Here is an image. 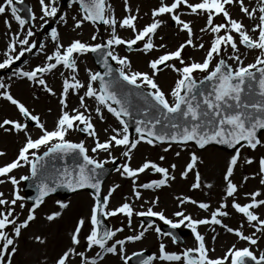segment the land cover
Returning <instances> with one entry per match:
<instances>
[{
    "label": "snow or ice",
    "instance_id": "6c2138e0",
    "mask_svg": "<svg viewBox=\"0 0 264 264\" xmlns=\"http://www.w3.org/2000/svg\"><path fill=\"white\" fill-rule=\"evenodd\" d=\"M22 2L0 0V16H10V19L3 20L9 35L0 56V69L12 70L8 81L0 77V99L14 106L21 118L0 120V130L23 136L22 146L15 158L0 165V184L7 181L12 185L11 198L0 192V264H12L22 230L36 219V210L44 198L60 187L72 192L93 189L94 194L88 217L77 220L69 236V245L55 257L53 264H104L109 256L116 257L121 264H130L133 257L137 258V264H264V251L259 255L252 251L260 238L257 234L264 235V214L258 211L264 208V191L257 189L246 193L247 202H237L239 188L231 179L238 166L241 148L255 151L258 146L264 147L258 137V132L264 130V0H158L157 5L150 10V22L140 28H137L140 9L130 5L129 0H123V15L120 18L116 17L109 0H70L69 6L78 5L79 11V18L71 17L72 27L76 30L85 23L92 25L91 42L73 39L65 45L60 42L57 28L52 27L49 37L53 49L50 53L45 51L43 42L38 44L33 37L36 35L37 19L41 22L40 28H44L58 16L56 0H38L39 17L30 8L28 16L23 17L18 7ZM232 7L237 8L239 19L231 15ZM184 15L205 21L198 33L193 32L192 21L182 18ZM165 16L185 36L175 50H167L165 44L157 45L154 40L165 23L161 17ZM66 17L67 13L59 15L63 25L68 24ZM216 19L222 22L216 23ZM244 20L248 21V25L244 24ZM12 22L17 25L15 32H11ZM97 25L105 26L106 37L97 29ZM118 29L130 31L132 36L122 38ZM206 35L211 39L202 59L186 61L182 55L184 49H204L201 41ZM120 48L145 55L161 49L164 52L147 62L148 71H140L132 69L131 60L127 55L120 54ZM241 48L246 52H257L252 63H244ZM34 49L44 55L41 63L28 70L13 67L25 54H34ZM88 54L96 55V63L102 71L85 69L86 77L81 81L77 75V61ZM60 69L67 70L68 74L60 71L64 78L57 94L49 85L47 77L55 75ZM164 69L177 76L167 94L156 82L158 73ZM196 73L203 74L202 78L197 79ZM13 78L57 97L59 113L51 129L45 127L39 114H34L11 94ZM70 96H75L78 101V107L71 110L68 108ZM87 101H92V111H89ZM105 111L115 119L118 127L106 128L104 131L107 135L101 140L93 124L92 113L103 122ZM29 122L38 131L35 138L28 130ZM130 124H134L135 138L130 137ZM73 131L85 134L92 144L86 146L85 140H69L68 136ZM189 142L198 149L210 144L234 149V154L225 166L224 195L218 206L211 209L208 202L177 196L178 210L172 213L175 219L166 216L163 210H157L158 196L144 201L148 207L141 205L142 210H137L127 198L118 206L109 207L110 197L119 185L111 186L104 195L102 186L105 165L115 164L117 160L112 155L114 149H123L121 155L124 158L115 171L122 178L130 180L132 197L140 200L142 190H159L175 181L177 166L171 163L164 167L145 159L132 167L133 150L145 143L152 147L167 145L163 148L167 152L173 144L184 147ZM101 153L105 154V158H95ZM4 155L0 151V156ZM175 155L179 157L180 152L177 151ZM67 158L73 161L71 166L66 162L61 168L48 166L49 159L66 161ZM158 159L164 161L165 157L161 155ZM198 162L199 157L191 152L179 174L182 180L193 174L190 190L202 187ZM254 162L257 165L256 173L243 176L241 183L258 177L259 184L264 186V156L255 158V161L251 157L243 161L246 165ZM24 167L29 169L28 175H21L19 179L12 175L14 170ZM146 172L155 173L159 178L137 183L140 175ZM28 180L35 182L37 194L21 220L26 197L19 194L17 186L21 181ZM203 187L211 189L213 185L207 183ZM57 204L61 210L67 208L66 203L57 201ZM185 204H191L207 215L193 218L191 214H186L183 208ZM17 206L20 211H17ZM229 208L243 217V222L236 228L223 223L230 215ZM60 216L61 211H54L45 219L52 222ZM115 217H122L126 224L115 228L107 226L105 221ZM133 217L156 218L173 230L184 226L191 230L194 246L170 251L164 242L165 238L172 245L180 243L172 231H162L155 221L139 223L137 229H133ZM244 224L251 227V234H245ZM201 226L213 232L219 226L247 246L237 248L233 244L222 256H212L210 253L215 249L209 247L205 235L198 230ZM125 227L129 234L117 238L118 234L124 233ZM85 228L87 231L81 244V233ZM149 231L157 238V251L146 257L143 250L128 254L127 245L142 241ZM33 239L38 244L45 243L38 235ZM215 239V235L212 236V240Z\"/></svg>",
    "mask_w": 264,
    "mask_h": 264
},
{
    "label": "rangeland",
    "instance_id": "374dc122",
    "mask_svg": "<svg viewBox=\"0 0 264 264\" xmlns=\"http://www.w3.org/2000/svg\"><path fill=\"white\" fill-rule=\"evenodd\" d=\"M157 0H129V4L132 5L134 8L138 7L140 9L139 12V19L137 21H148L150 19V10L155 7L157 5ZM122 6H123V0H114V10L116 13L117 18H120L123 15L122 12ZM64 10H68L69 11V15L70 17L72 16H77V18H79V12L78 10L75 8V6L73 7H64L63 10H61L59 8V12H62ZM231 15L235 18H240L238 10L236 7H232L230 9ZM68 15V16H69ZM4 17V16H3ZM2 17H0V22H3ZM183 19H185L186 21L190 20L192 21V27H193V32L194 33H198V29L200 27H202L205 23V21L202 18H197L195 16H189V15H184ZM216 23H220L222 22L220 19H216L215 21ZM245 25H248V21L244 20L243 21ZM149 23V22H148ZM172 29H174L176 26L174 25V22H170L169 25ZM99 30L102 32L105 30V26H101L98 27ZM137 28H139L138 24H137ZM86 31H85V36L87 38V40L89 42L90 41V36L93 33V28L91 27H85ZM170 29V28H169ZM130 32V31H129ZM122 38H130L132 36L127 34L126 31H123V33L119 34ZM173 35V34H172ZM177 35V34H175ZM173 35V36H175ZM177 37L172 46L174 49L177 47V45H179L180 43L183 42V40L185 39L184 34L181 33V35L175 36ZM211 39L210 36H204L203 40L201 42L204 43V49L201 50H193L192 48H185L182 55L185 58V60H196L199 61L202 59L204 51L208 48L209 44L208 41ZM179 40H181V42H179ZM179 42V44H178ZM194 42H195V37H194ZM171 48V49H173ZM122 51H124L125 53H127V56L129 57V59L131 60V65L133 67V70H140L143 71L144 67H143V63L141 60H139V58H137L135 56V54H137L138 52H126L123 48H121ZM230 51V49H229ZM241 53L244 54V63L248 64V63H252L254 61L255 56L257 55V52L255 51H245L243 48L240 49ZM30 57V55H29ZM146 61V60H145ZM86 63L89 66V69L93 71V68L89 62V60L87 59ZM20 66V62L17 61L15 63V65L13 67H19ZM11 69H0V77L2 75L7 74L8 72H10ZM12 71V70H11ZM196 76V78L203 76V74L201 73H196L194 74ZM167 76V84H165V86H163L165 89L168 88L167 85H171L172 82L174 83V81L177 79V76L175 73L171 72L169 75L167 74H163L162 77ZM35 89V91L38 89L37 87L34 86H30L28 83L26 82H22L19 84H13L11 85V94L14 96V98L19 99L22 103H24L34 114L36 113V108H34V106L32 105V101L31 99H35V96H33V90ZM38 96H40V93L37 94ZM37 95H36V103L38 102L37 99ZM41 98L43 99V102H45L44 106H39V110H41V113L44 115V119L45 120H56L57 118V114L52 111V106H58L57 104V100L53 97V96H49L47 94L42 95ZM5 103V104H4ZM35 103V106H36ZM31 104V105H30ZM0 115H1V119L2 117L5 118H9V119H21L19 117V114L17 112V110L15 109L14 106L10 105L8 102L4 101L3 99H0ZM68 105L70 107H73L75 105V103L73 102V100L69 97L68 100ZM50 110V111H49ZM52 111V112H51ZM28 129L30 134L33 135V137L35 138V136L38 134V131L36 129H34L33 125H29L28 124ZM106 137V135H102L101 140H104ZM262 143H264V140L262 139ZM4 145V141H0V147H2ZM174 145V144H173ZM171 148H169V150L167 152L163 151L164 147L163 145L158 146V148H160V150L155 149H151V146H147V145H143L140 148L138 147L135 152L132 154V161L133 165L136 167L139 164H141L145 159L147 160H151L154 162H157L158 164H160L161 166L167 167L169 164L171 163H175L176 164V171H175V175H176V180L170 182L169 186L164 187L162 189L159 190H142V197L140 200H134V198L132 197V185L131 182L129 181H124V184L117 190V192L115 193L118 199L116 201V205L120 204L125 198H127L129 201L133 202V206L137 209V210H142L141 209V205H143L144 208L148 207V204H145L144 201L148 200L150 201L154 196H158L159 197V208L160 209H164L165 211L168 212H172V211H176L177 209V201L175 199V197L180 196V197H184V196H188L191 197L192 199L197 200L198 202H208L211 205V209H214L216 206H218L219 202L221 201L222 196L224 195V187H225V182L223 180V175L225 172V165H224V169L221 172L220 178L218 179L217 182H215L213 184V187L211 189L208 188H204L203 185L201 187V189H197V190H190V185L193 182V174H189V176L187 177V179H180V172L183 169L185 163L188 161L189 159V152H187V150L185 151H179L180 155L179 157H177L175 155V153L177 151H174V148L176 146H173ZM194 149V148H193ZM221 149L218 147H208L205 150H194L196 155L199 157V162L197 165V170L200 172L201 175V181L202 179L204 180V176L208 177V175H205V168L209 163L213 162V156L215 155L214 152H218L217 150ZM223 151L226 152V161L229 160L230 156L232 154H234V151L230 152L227 151L225 149H221ZM163 155L165 157L164 161H159V156ZM259 156H264V147H258L255 151L250 150L248 148H241L240 149V157H239V162H238V166L235 168L234 170V175L231 177V179L233 180L234 183H236L238 185L239 191L236 195V199L237 202L240 203H245L247 202V198L245 197L246 193H250L252 191H255L257 189L264 191V186H261L259 184V178H251L249 180H247L244 183H241L243 176H253L256 171H257V165L254 162L252 165H246L243 163V161L245 160V158L251 157L254 159L259 157ZM12 158V157H11ZM11 158H9L8 160H10ZM123 159L121 160V163H123ZM226 163V162H225ZM27 172V167L21 168L15 172L12 173V175H15L17 177V179H19V177L23 174H25ZM159 178L157 174L155 173H151V172H146L144 174H141L137 183H144V182H148L151 179H156ZM216 178V176H215ZM128 183V184H127ZM207 184V183H206ZM0 189L4 192L6 191H11L12 192V185L10 183H8L7 181L3 184H0ZM73 195H70L66 198H62V200H66L68 198L71 197L72 204L69 206L68 210L64 211V209H62V214L60 217H58L56 220L52 221V222H48L47 226L45 229L37 230L34 228H36L38 226V224L40 223L41 217H42V212L44 211H49L51 208L47 207L46 205L45 207L41 206V210L39 211V217L36 216V219L34 220V222L32 224L29 225V227L27 229L22 230L21 236L19 237L18 241H17V245H18V250L17 253L15 255H13L12 257V264H47L49 262V260H51L50 264L52 263V261L55 259V257H57V255L62 252L64 250V248H66L65 246L67 244H69V234L71 232V230L73 231L76 222L78 219H76V216L79 215L80 212H82V209H79V206L76 205V203L78 204V201H76V203L74 202V199L72 198ZM56 201H58V199H56ZM114 201L113 197L110 199V203ZM109 203V205H110ZM191 205V204H188ZM29 207H26V209H28ZM184 210L186 213H190L193 218H203L204 216L207 215V213L201 211L199 212L198 216L194 215V212L192 211V208H190L189 206L185 205L183 206ZM59 208L56 209H52L53 211H58ZM210 209V210H211ZM61 210V209H60ZM230 215L228 218H225L223 223H225L226 225L236 228L238 227L242 222H243V217L240 214L235 213L232 209H228ZM260 214H264V208L259 209L258 210ZM37 214V213H35ZM46 215V213H45ZM79 218V217H78ZM114 224L112 226V228L115 227H119L122 226L124 224H126V221L122 218L119 217L118 222L117 221H113ZM155 222L160 226V224H162V222L158 221L155 219ZM139 223H145L141 217H133L132 219V226L133 229H137V225ZM74 226V227H73ZM111 226V224H110ZM180 231L183 233V243H179L178 245H172L170 240L168 238L164 239L165 244L168 247V250L170 251H177L180 249H183L185 246L187 247H193L194 246V239H190V235H191V230L182 226L181 228H179ZM198 230L201 232V234L205 235V239L206 242L208 243L209 247H213L215 249L214 252L210 253V255L215 256V257H219L222 256L225 251L231 247L233 244L236 245L237 248H242L247 246V244L243 241L238 240L234 235L227 233L225 230L221 229L219 226H217L215 228V232H213L210 228L205 227V226H201L198 228ZM85 231H87V228H85ZM243 231L245 232V234H251L252 229L249 225L244 224L243 225ZM34 232V233H33ZM32 233V236L30 235ZM129 234V230L125 227V231L124 233L118 234L117 238H121L123 235H127ZM40 236L42 239L45 240L44 244H38L35 242V240L33 239L35 236ZM216 237V239L213 241L212 240V236ZM258 243L256 246L252 247V251H254V253H256L257 255H259L260 252L264 251V235H260ZM49 238V239H48ZM37 245L39 247V252L38 254H35L33 251H35L34 246ZM157 245H158V241L156 236L149 231L146 234V237L140 241V242H136L134 244H129L127 245V253L131 254L134 251H140V250H144V249H149L151 252H156L157 251ZM133 248V249H132ZM24 254H28L29 255V259H26V261H24ZM119 261L116 257H107L104 264H111L110 261ZM115 264H121V262L119 261L118 263Z\"/></svg>",
    "mask_w": 264,
    "mask_h": 264
},
{
    "label": "bare ground",
    "instance_id": "6f19581e",
    "mask_svg": "<svg viewBox=\"0 0 264 264\" xmlns=\"http://www.w3.org/2000/svg\"><path fill=\"white\" fill-rule=\"evenodd\" d=\"M161 19H163L165 21V23L161 26V28L159 30L165 29L167 27L168 22H169V20H168V18L166 16L165 17H161ZM0 35H1V38H0V56H2V53H3L4 49H5L4 45H6V43L4 44V41L7 38V36L4 34V32H1ZM44 44H45V51L50 53V51L53 49V47H49L48 45H46L45 42H44ZM38 60L39 61H43L44 60V55L42 57L38 58ZM229 63H231V61H229ZM77 75H78V78L80 80L86 77V75L83 73V69L81 67H79V66H78V74ZM3 78L5 80H8L9 76L5 75ZM16 80H17L16 78H13V81L12 82H15ZM160 80H161V77H160ZM162 83H164V81ZM172 86H170V87H168V88L165 89L163 87V85L160 84L161 89L163 91H165L166 94L168 93V91L170 90V88ZM90 102H92V101H90ZM34 104L35 103H33V105ZM106 114H108V113L105 111L104 112V115H106ZM108 126L110 128L112 127L111 125H108ZM8 139H9V143H6L5 142V144L2 146V147H5L7 149H10L8 153H11L12 151L18 150L19 147H21V145L23 143V136L22 135H19V138L18 139H14L12 136H9ZM190 146L191 145H187V146H184V147H178V146H176L174 148V151H177V150H179V151L180 150L181 151H185V150H187V152L191 153V151H193V148L190 147ZM155 148L157 150H160V148H158V147H152L151 149H155ZM217 151L218 152H214L215 155L213 156V162L212 163H209L206 166V168H205L206 169L205 170L206 171L205 172V175H208V174L209 175H208V177H205V176L203 177L204 180L202 179V181H201V184L202 185H204L206 183H211L213 185L215 182H217L218 179L220 178V175H221L222 170L224 169V165L226 166V163L228 161V160L226 161V159H227L226 152L223 151V150H221V149H218ZM6 156H8V154H6ZM215 176H216V178H215ZM118 178H121V176L118 175ZM81 198L83 200V206L86 205V208H87L88 207V205H87V203H88L87 199L88 198H87L86 194H81ZM185 205H187L190 208H192V211L194 212V215L195 216H198L199 212H201V210H199L198 208H196L193 205H188V204H185ZM157 210H163L166 216H168L169 218L175 219L174 217H172V213L174 211H172L170 213L168 211H165L164 209H160L159 208V204L157 205ZM190 213H186V214H190ZM84 215H85V213H84ZM45 217L46 216H42L41 217L40 223L38 224V226L36 228H34V230L37 229V230H40L41 231L42 229H45L46 228L48 221L45 219ZM31 223H33V222H31ZM30 235L32 236V233ZM190 239L191 240L193 239V236L192 235H191V238ZM34 249H35V251H33V252L35 254H38L39 247L37 245H35L34 246ZM23 258H24V261H26V259H29V255L28 254H24V257ZM118 262L119 261H114V260L113 261L112 260L110 261L111 264H115V263H118Z\"/></svg>",
    "mask_w": 264,
    "mask_h": 264
},
{
    "label": "water",
    "instance_id": "95a60500",
    "mask_svg": "<svg viewBox=\"0 0 264 264\" xmlns=\"http://www.w3.org/2000/svg\"><path fill=\"white\" fill-rule=\"evenodd\" d=\"M223 146H226V145H223Z\"/></svg>",
    "mask_w": 264,
    "mask_h": 264
}]
</instances>
